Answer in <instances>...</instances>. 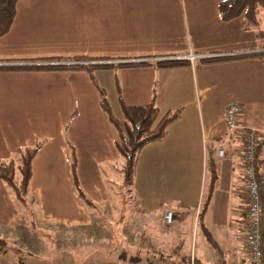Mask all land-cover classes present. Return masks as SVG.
Returning a JSON list of instances; mask_svg holds the SVG:
<instances>
[{
    "label": "crops",
    "instance_id": "1",
    "mask_svg": "<svg viewBox=\"0 0 264 264\" xmlns=\"http://www.w3.org/2000/svg\"><path fill=\"white\" fill-rule=\"evenodd\" d=\"M220 1L18 0L10 30L0 36V65L75 56L115 64L151 62L99 69L96 78L117 118H122L119 97L134 106L149 104L154 95L159 117L179 110L166 137L143 146L137 160L132 193L144 224L151 221L150 245L144 231H139L140 242L124 237L121 244L140 252L167 248L171 264H248L247 249L237 240L247 229L241 149L244 127L264 134V57L213 64H203L200 58L264 50V38L260 42L254 30H245L242 17L222 20ZM261 28L264 31V20ZM172 58L189 62L156 64ZM100 100L83 70H0V160L37 138L45 139L33 160L25 207L15 203L0 179V264H14L11 259L21 249L15 245L7 254L1 248L9 238H19L21 226L33 220L66 234L72 231L77 237L68 245L82 249L86 244L80 241L98 242L86 250L97 253L100 248V254L103 248V254L89 255L87 264H130L109 256L116 249L109 231L110 242L99 238L109 227L106 222L102 224L107 227H101L95 211L101 215L113 199L112 173L121 162L117 129ZM234 104L240 109L237 127L227 132L226 111ZM67 141L75 149L80 186L94 207L87 206L73 186ZM208 157L215 162L216 180L203 223L212 242L199 219L211 181ZM166 209L173 211L170 224L163 220ZM79 229L92 230L84 237ZM144 256L136 264H146ZM23 260L17 264H55L30 254ZM62 264L75 263L66 258Z\"/></svg>",
    "mask_w": 264,
    "mask_h": 264
},
{
    "label": "trees",
    "instance_id": "2",
    "mask_svg": "<svg viewBox=\"0 0 264 264\" xmlns=\"http://www.w3.org/2000/svg\"><path fill=\"white\" fill-rule=\"evenodd\" d=\"M18 0H0V36L6 34L11 27L15 16V5ZM218 13L222 20H231L234 18L242 17V27L245 30H254L257 38L261 42L264 38V31L259 28L262 21L264 20V0H221L218 4ZM264 57V50L250 51L241 54H215L204 56L200 58V62L203 64H213L241 59L249 58H262ZM81 61V63L73 65H65L63 62L66 61ZM56 61V63H52ZM8 62H24L23 64H10L0 65V70H48V69H64V70H83L85 71L91 82L97 87L101 94L100 104L102 109L108 114L110 121L117 129L118 139L116 142L117 151L120 158V164L123 171L121 178V190L132 191L135 170L139 153L143 146L150 142L163 140L167 135V126L179 118V110L171 111L168 110L164 115L159 117V107L155 103V96H152V100L147 105H134L127 106L123 103L122 98L119 97L121 106L122 118H117L111 110L108 99L105 97V89L102 88L96 78V72L99 69L106 68H123L129 66H141L150 65L151 62L147 60L142 61H121L119 63H113L108 61L106 58L92 57V56H75L67 59L62 58H41L31 60H16ZM36 62V63H35ZM41 62V63H37ZM189 62L186 59H167L159 61L156 64L158 66H176ZM45 139L37 138L33 144L20 146L13 154L0 160V179L4 182L8 189L11 197L19 207H25L28 204L30 196V182L33 174V160L38 153L39 149L44 144ZM69 162L73 186L78 196L83 200L87 206L94 207L95 204L87 197L82 190L78 171H77V159L75 154L74 146L67 141ZM264 165V134H262L259 143L256 146L255 153V169L257 175L263 170ZM215 162L212 158L207 159V169L210 173L211 181L209 191L205 197L199 212L200 229L207 239L212 242L211 237L207 233L206 227L203 223V217L209 204V198L213 190V185L216 180L215 175ZM261 205H263V198L261 197ZM246 215V214H245ZM125 216L121 215L114 223L107 221L109 227L110 238L118 235L115 258L118 261L124 263L136 264L140 258L139 249H132L129 251L127 247L119 248L121 244L125 242L124 237V226L122 222L125 221ZM247 218V215H246ZM127 219V218H126ZM129 220V218H128ZM128 220L125 222L127 223ZM247 220V219H246ZM163 228L166 230V226ZM261 234V245L264 244V216H261L259 224ZM113 237V238H114ZM143 235L136 239V242H140ZM135 243V242H133ZM132 247H134L132 245ZM112 252V251H111ZM264 252V248H263ZM145 255L147 264H156L162 262L172 256L169 249L165 248L162 251H155L152 248L147 247L146 250L142 251ZM264 258V253H263ZM136 259V260H135ZM153 259V260H152ZM187 259V257H182ZM135 260V261H134ZM171 264V260H170ZM225 264V263H224ZM249 264V262H248ZM264 264V259H263Z\"/></svg>",
    "mask_w": 264,
    "mask_h": 264
},
{
    "label": "rangeland",
    "instance_id": "3",
    "mask_svg": "<svg viewBox=\"0 0 264 264\" xmlns=\"http://www.w3.org/2000/svg\"><path fill=\"white\" fill-rule=\"evenodd\" d=\"M259 28H261L260 25ZM52 63H56V62H52ZM105 97L109 99L108 94H106ZM121 165L120 167H122ZM112 175H113V179L111 182V186H112L113 194L111 196L113 197V199L110 197V202L108 203V205L102 207L103 210L102 209L101 210L105 212L102 213L101 211V215H99V213L95 211L97 222L99 221L100 218V223L102 225L101 227L103 226L107 227L106 224H102V222L107 223V221H109L111 223H114L115 220H117L121 215L122 216L124 215L125 221L122 222V225L124 226V233L127 235V239L129 238V240L132 239L133 242H136V239H138V237L141 236L139 231H144L143 233L146 235L144 241L145 243H148L150 245L148 241L150 239L148 233H150V231H153L151 228L152 226L149 224L151 223V221L144 224L143 221L144 218L143 219L141 218L142 212L139 208L137 199L133 196L132 191L121 190L120 185H121V178L123 176V171L121 169H117V171H115V173H112ZM245 208L246 207H244V211H243L244 213H246ZM127 220L128 222L125 223ZM191 220L192 217L191 218L189 217L188 219L185 220V225L187 228L190 227ZM140 223H142L143 225H140ZM137 228H141V230H137ZM79 230H81V232H83L84 234V237H86L85 234H87L92 229H86V230L79 229ZM70 232L71 233L66 234V232H64V229H61L60 227H57L55 228V230H53L46 228L45 225H41L38 221L35 222L34 220L29 221V224H25L24 226L22 225L21 228L19 229V233H20L18 235L19 238H15V237L9 238L8 244L4 248H1L2 249L1 252L5 251V253L9 254L10 250H13L12 247L15 245L18 248H20L21 249L20 253H18V255L14 254L13 259H11L13 260L14 264H17L18 260L23 262L24 261L23 259L28 257V254L36 258L40 257L43 260L46 259L47 261L55 264H62V262H64L66 258L72 260V262H74L75 264H80V262L81 264L82 262H84L83 264H87L86 260L87 257H89V255L94 254L95 256L96 255L99 256L100 254L101 255L103 254V248H101L102 250L100 251V254L98 251V249L100 248H97V253L95 251L96 249L91 250L90 252L86 250L87 249L86 247L88 245H95L98 242H90L89 240L85 239L84 237L82 238L81 236H78V238L81 240L82 239L85 240L80 242L86 244V246H84L82 249H80L81 246L79 245H77V247L75 244H73V246L68 245V243L72 239L74 240V238L77 237L73 234L72 231ZM104 232H103L104 234L99 236V238L101 239L102 237H104L105 241L104 240L101 241L103 243L104 242L106 243V241L109 240V236L107 234L108 230L106 229ZM117 237L118 235L115 236L116 243L118 241ZM94 239H98V237H94ZM108 242H110V240ZM122 247H123L122 245L119 246V248ZM77 248L80 250H78ZM113 255L114 257L117 255L116 251L110 252L109 256L113 257Z\"/></svg>",
    "mask_w": 264,
    "mask_h": 264
},
{
    "label": "built area",
    "instance_id": "4",
    "mask_svg": "<svg viewBox=\"0 0 264 264\" xmlns=\"http://www.w3.org/2000/svg\"><path fill=\"white\" fill-rule=\"evenodd\" d=\"M81 63V61H66L65 65H73ZM238 105H231L226 111L227 132L237 127L236 113L239 111ZM244 140L242 144V160L244 172V192L246 197L245 211L247 215V229L245 233L239 235L237 240L247 249L249 264H263V247L261 245V234L259 224L261 216H264V206L261 205V197L264 205V165L259 175L255 169V153L256 146L261 138L260 132L252 127H244ZM228 134V133H227ZM218 153L223 154V149H219ZM174 219L173 211L166 209L163 214V220L166 224H170ZM156 264H170V260L166 259ZM193 264V262L191 263ZM215 264H221L216 262Z\"/></svg>",
    "mask_w": 264,
    "mask_h": 264
}]
</instances>
